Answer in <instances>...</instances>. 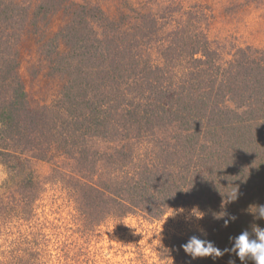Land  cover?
Here are the masks:
<instances>
[{"label": "trees", "instance_id": "1", "mask_svg": "<svg viewBox=\"0 0 264 264\" xmlns=\"http://www.w3.org/2000/svg\"><path fill=\"white\" fill-rule=\"evenodd\" d=\"M60 12L65 24L42 54L63 87L33 107L22 40ZM212 20L187 0H120L113 15L86 1L0 0V264H69L75 235L188 206L220 249L251 223L264 227L248 212L264 204V48L224 59ZM34 162L50 165L48 181L75 211L70 224L40 213L47 183ZM223 212L237 219L225 227ZM193 234L166 249L184 264H241L191 259L180 245Z\"/></svg>", "mask_w": 264, "mask_h": 264}, {"label": "rangeland", "instance_id": "2", "mask_svg": "<svg viewBox=\"0 0 264 264\" xmlns=\"http://www.w3.org/2000/svg\"><path fill=\"white\" fill-rule=\"evenodd\" d=\"M77 1L100 5L111 15L120 4V0ZM187 1L202 3L210 8L213 14L211 36L223 45L224 59H229L239 47L250 45L264 48V0ZM64 24L65 16L60 12L43 22L39 29H27L23 37L20 73L33 107L52 104L62 90L63 81L50 74L42 46L45 38L55 35ZM33 167L47 183L40 213L56 224H70L75 211L62 199L60 185L48 181L50 165L34 162ZM6 176V169L0 163V184ZM204 219L203 213L188 206L171 210L159 221L140 215L110 220L89 237L75 235L79 244L68 263L184 264L179 255L166 247L175 237H185L201 230Z\"/></svg>", "mask_w": 264, "mask_h": 264}, {"label": "clouds", "instance_id": "3", "mask_svg": "<svg viewBox=\"0 0 264 264\" xmlns=\"http://www.w3.org/2000/svg\"><path fill=\"white\" fill-rule=\"evenodd\" d=\"M238 198L237 191L229 198L228 202L235 201ZM252 215L253 221L264 220V204H253L248 208ZM227 217L226 219H224ZM200 218V217H198ZM217 219H224V226L227 227L229 222H234L237 217L229 215L226 212L216 216ZM200 235L193 234L188 240L180 245V248L191 259L211 257L213 261L228 254L239 259L241 264H264V227L253 222L248 228L243 229L238 235L229 237L231 247L224 249L218 248L215 243L206 238V234L200 230ZM228 264H236L235 259H229Z\"/></svg>", "mask_w": 264, "mask_h": 264}]
</instances>
